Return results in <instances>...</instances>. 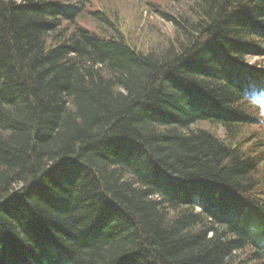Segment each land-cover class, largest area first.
Instances as JSON below:
<instances>
[{"label": "trees", "instance_id": "1", "mask_svg": "<svg viewBox=\"0 0 264 264\" xmlns=\"http://www.w3.org/2000/svg\"><path fill=\"white\" fill-rule=\"evenodd\" d=\"M19 1L0 0V216L8 209L4 199L13 194L15 201L14 217H0L3 228L36 235L31 226H40L66 257L49 264H124L128 256L138 264L144 248L157 252L160 264H261L264 231L249 256V235L234 238L232 225L226 236V223L214 230L211 218L202 224L170 189L148 187L160 167V180L204 176L211 185L225 180L246 190L264 162V141L260 155L249 154L244 141L255 119L247 111L249 87L242 92L237 82L262 77L244 61L264 56V36L243 58L236 42L245 24L236 17L234 27L226 25L229 13L239 16L238 5L188 0L186 18L162 13L180 44L146 54L127 46L102 10L91 19L114 35L77 24L88 0ZM262 13L260 6L249 21L264 26L257 21ZM52 44L58 48L45 52ZM206 124L221 128L225 139L198 128ZM119 131L122 137L114 136ZM136 134L147 157L138 160L132 148L129 158L113 154L122 138ZM62 168L78 170L67 197L52 177ZM11 245L14 252L30 248L34 264H46L35 245Z\"/></svg>", "mask_w": 264, "mask_h": 264}, {"label": "bare ground", "instance_id": "2", "mask_svg": "<svg viewBox=\"0 0 264 264\" xmlns=\"http://www.w3.org/2000/svg\"><path fill=\"white\" fill-rule=\"evenodd\" d=\"M230 2L238 5L239 16H236L235 11L233 13H229L228 16L230 15V17L227 19L226 25H229V27H234L236 23H234L233 20L237 22L236 17L239 18V22H243L245 24L243 28H240L241 34L239 35L238 41L236 42V44L241 47L240 50L242 51L243 58H245L248 56L246 49L250 48V50H256L262 45V43H256L254 40L257 39L258 35L264 36V26H256L255 22L253 23L249 20H251L252 17V20L256 21V18L251 14H255V9L259 8L260 6L261 9H264V0H230ZM253 7L255 8L253 9ZM242 10L247 11V13L243 12ZM262 17L263 18H258L257 21L260 19H262L261 21L264 20V13H262ZM51 29L54 30V27L52 26ZM57 48L58 46L52 44L48 47V49L46 47L45 52H53ZM244 52H246V55H244ZM68 56H71V54ZM205 127L206 130L212 131V125L206 124ZM112 134L113 132H108V135ZM114 136L122 137V134H120V131L114 132ZM128 136L129 135L122 138L124 139V142L121 141L122 143L119 144V149L121 151L113 152V154L117 157H122L121 159L129 158L131 151L130 149L132 148L135 152V158H138V160H140L142 157H147V150L143 149L140 145H144L141 142L143 141L142 137L138 136V134L130 135V137ZM162 172L163 171L159 167V169L157 168V176L150 177L148 186L149 190H156L157 192H160L161 190L164 191L165 189H170L174 195V200L182 202L185 206H187L189 213L192 212L194 215H198L202 224H204L207 219L211 218L210 224L214 225L212 227L214 230H216V226L218 227L221 225V223H226L230 227L226 236L232 232L231 228L233 225L235 226L234 228L237 229V233L232 234L234 238L239 234L249 235V255H253L255 253H253V251H257L259 247L257 242H253V239L255 236L258 239L259 231L262 232L258 225L261 224V226L264 228V225L260 223L264 222V220H261L260 217L257 216L258 209L264 215V194H259L262 193L261 191H264V184L261 180L262 178L260 176V170L253 171V174H250L247 187L248 189L246 190L235 188L233 184H230L231 181L228 182L225 180L221 183L214 181L211 185L208 183V179L204 176H193L192 179L177 175L179 178L172 177L170 180L164 181L160 180V175ZM75 173H78L76 168H62L52 175L54 182L57 183L56 189L60 190L61 196H68L71 194V192H69V190L67 191L66 189L71 188V181L75 179L73 177V174ZM31 190H33V192L37 191L36 189ZM100 194L105 195L106 192H101ZM258 194L259 196H257ZM155 196L156 193L151 197ZM25 198H27L26 194L22 196L20 201L23 202ZM209 199L212 202L211 204L207 206L202 205L203 200ZM14 202L13 194L4 199L1 207L3 210L5 208L7 209V207L8 209L3 212V214L0 216L1 218L10 220V218L14 217L12 213V205ZM17 208L19 207L17 206ZM191 208L194 210L191 211ZM3 227L4 226L0 222V264H34V259L29 257V254L31 253L30 248H27L25 251L23 250L24 248H22L20 251H13L11 241L14 239L16 241L19 240L22 245H35L34 247L32 246V250L38 249L41 254H44L42 257L46 264H49L50 261L55 263V260L63 261V259L66 258L62 254V250L60 248L58 249L56 243L52 241L53 239H51L45 231L43 232L41 227L36 224H32L31 226L33 230L36 231V235L30 233L27 229L22 230L21 226L20 233L18 228L13 226V234L11 235L8 233V230L4 229ZM206 227L208 228V226ZM221 229L224 233L225 229ZM214 234V232H210L209 236L213 238L215 237ZM17 235L19 236L18 238H16ZM209 236L208 240L211 239ZM259 246L261 264H264V245L260 243V241ZM144 253L147 255V257L144 254L142 255L146 258H142L141 256L140 258L135 257V260H137L138 264H153V261L156 262L154 264L161 263V260H159L157 256V252L152 251L151 248H144ZM22 254H26V260L16 257Z\"/></svg>", "mask_w": 264, "mask_h": 264}, {"label": "rangeland", "instance_id": "3", "mask_svg": "<svg viewBox=\"0 0 264 264\" xmlns=\"http://www.w3.org/2000/svg\"><path fill=\"white\" fill-rule=\"evenodd\" d=\"M61 1L67 3L69 0ZM88 1L89 7H87V10L81 15V18L78 19L77 24L84 28L88 33L93 35H100V33L109 36L114 35L112 30L106 28L105 26L97 25V23L93 22L91 19L90 12L102 10V12H104L106 15L108 14L107 16H109V18L117 26V29H112L117 32V34H119L120 38H122L126 45L132 48L135 52L146 54L149 51L159 52V49L161 48H176L180 44V42L176 41V38L179 40V36L176 34L174 27L169 21L167 22L163 18L162 13L168 14L173 18L178 19L180 15H184L185 17V14L188 13L189 8H191L190 1L188 0ZM15 2L19 4L21 1L15 0ZM192 20L194 21L193 17L191 22H193ZM228 49L232 51L231 46ZM244 66H246L248 69L252 68L254 72L258 74V76H262L263 73L261 70H264V57L249 56L244 61ZM227 72H223L222 76L228 74ZM247 111L252 113V116H256L258 124L246 129L244 133L247 137V140L245 139L244 141L250 142L248 147L249 154L251 153V155H260V147H263V145L260 143L264 138V108L260 110L251 104V107L247 106ZM198 128L206 129L205 125H199ZM211 130L218 133L225 139L224 131L221 128L218 129V127H212ZM262 151L264 155V147ZM259 167V170L261 171V180L264 184V162ZM19 187H21V185ZM261 192L262 193H259L260 195L264 194V191ZM259 194L257 196H259ZM257 216L260 217L261 220H264V215L259 211V209L257 210ZM260 223L264 225V222ZM258 226L262 231H264V228L261 226V224ZM246 253H249V251ZM124 260L125 264H132L133 262V258H130L129 256L124 258Z\"/></svg>", "mask_w": 264, "mask_h": 264}]
</instances>
